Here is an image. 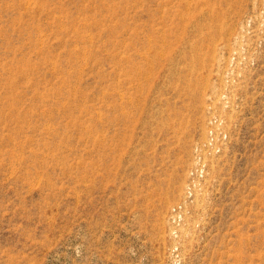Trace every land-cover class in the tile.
<instances>
[{
  "label": "rangeland",
  "instance_id": "1",
  "mask_svg": "<svg viewBox=\"0 0 264 264\" xmlns=\"http://www.w3.org/2000/svg\"><path fill=\"white\" fill-rule=\"evenodd\" d=\"M0 264H264V0H0Z\"/></svg>",
  "mask_w": 264,
  "mask_h": 264
}]
</instances>
